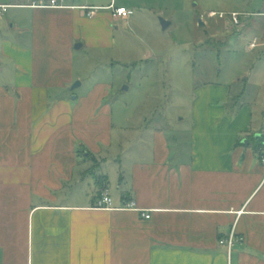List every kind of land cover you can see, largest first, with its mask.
I'll return each mask as SVG.
<instances>
[{
  "label": "crops",
  "instance_id": "obj_1",
  "mask_svg": "<svg viewBox=\"0 0 264 264\" xmlns=\"http://www.w3.org/2000/svg\"><path fill=\"white\" fill-rule=\"evenodd\" d=\"M99 1L0 0L11 5L0 16V264H264V161L247 140L264 134V111L244 100L249 77L195 90L185 152L162 129L120 126L109 83L70 88L86 85L78 60L113 49L134 19L135 0H114L126 18L89 17L83 6L111 2ZM253 14L264 16L241 18ZM244 23L235 33L250 54L264 41ZM125 136L136 145L113 191L106 164ZM103 189L113 209L96 206ZM233 226L243 240L229 256L219 240Z\"/></svg>",
  "mask_w": 264,
  "mask_h": 264
},
{
  "label": "rangeland",
  "instance_id": "obj_2",
  "mask_svg": "<svg viewBox=\"0 0 264 264\" xmlns=\"http://www.w3.org/2000/svg\"><path fill=\"white\" fill-rule=\"evenodd\" d=\"M99 2L108 4L110 0ZM135 3L131 25L116 24L119 30L113 49H92V55L86 53L78 60V70L86 83L84 88L78 87L79 91L91 82L109 83L120 126L162 129L172 150L181 147L185 152L195 90L206 83L220 82L234 83L235 90L238 85L234 80L240 70L250 79L244 100L253 105L255 113L264 111V44L244 54L246 42L239 39L236 28L227 39L225 21L208 17L210 11L264 12V0H135ZM161 19L172 24L163 29ZM245 19L242 22H250L252 31L259 34L263 43L264 16L253 14ZM200 20L204 26H200ZM219 38L228 43L226 49L221 50L223 43ZM249 61L254 65L251 70L243 67ZM128 137L119 141L118 155L106 164L108 185L113 191L119 178L120 158L126 161L125 155L132 151L128 147L136 145Z\"/></svg>",
  "mask_w": 264,
  "mask_h": 264
},
{
  "label": "built area",
  "instance_id": "obj_3",
  "mask_svg": "<svg viewBox=\"0 0 264 264\" xmlns=\"http://www.w3.org/2000/svg\"><path fill=\"white\" fill-rule=\"evenodd\" d=\"M110 4L106 7H91V6H83L82 8L85 9L87 12V15L89 17H93L96 14V11H99L101 9H108L112 11V14L114 17H121L126 18L130 15V10L127 7L122 6H116L114 0H110ZM68 0H47V2H44L43 0H32L31 6H43V7H52V8H65L69 7ZM11 5H0V16L10 8ZM208 17L213 19L215 17H218L220 19H224L226 17H229V24L233 28H240L243 26L241 13L233 11L230 13L225 12H215L210 11L208 13ZM264 161V157L262 158ZM97 207L107 208V209H113V198L111 197L108 189H103L100 196L97 200ZM125 208L127 209H136V205L134 201H128L124 204ZM240 214V213H238ZM142 216L149 219L151 215L146 212H142ZM242 237H238L236 234L235 226L232 227L229 235L227 237L221 238L219 240L220 244L225 246L228 249L229 256L231 255L232 250L234 249L237 242L242 241Z\"/></svg>",
  "mask_w": 264,
  "mask_h": 264
},
{
  "label": "trees",
  "instance_id": "obj_4",
  "mask_svg": "<svg viewBox=\"0 0 264 264\" xmlns=\"http://www.w3.org/2000/svg\"><path fill=\"white\" fill-rule=\"evenodd\" d=\"M248 143L254 146L256 153L263 158L264 157V134L252 135L248 139Z\"/></svg>",
  "mask_w": 264,
  "mask_h": 264
},
{
  "label": "water",
  "instance_id": "obj_5",
  "mask_svg": "<svg viewBox=\"0 0 264 264\" xmlns=\"http://www.w3.org/2000/svg\"><path fill=\"white\" fill-rule=\"evenodd\" d=\"M170 21H167V20H164V19H161V25H162V28L163 29H166L170 26ZM200 26H204V22L202 20H200ZM82 44L79 43L78 45H76L77 48L81 47ZM80 86V81H77L73 84V86L71 87V90H75L77 87ZM245 143H247V141H244Z\"/></svg>",
  "mask_w": 264,
  "mask_h": 264
}]
</instances>
